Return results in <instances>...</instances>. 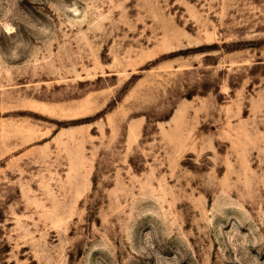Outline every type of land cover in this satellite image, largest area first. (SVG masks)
<instances>
[{
	"label": "rangeland",
	"instance_id": "rangeland-1",
	"mask_svg": "<svg viewBox=\"0 0 264 264\" xmlns=\"http://www.w3.org/2000/svg\"><path fill=\"white\" fill-rule=\"evenodd\" d=\"M0 264H264V0H0Z\"/></svg>",
	"mask_w": 264,
	"mask_h": 264
}]
</instances>
